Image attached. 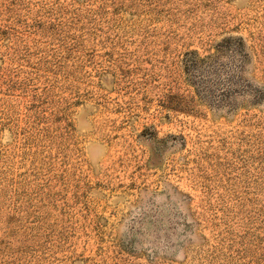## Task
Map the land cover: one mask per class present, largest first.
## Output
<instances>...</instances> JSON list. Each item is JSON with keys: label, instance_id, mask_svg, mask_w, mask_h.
<instances>
[{"label": "rangeland", "instance_id": "obj_1", "mask_svg": "<svg viewBox=\"0 0 264 264\" xmlns=\"http://www.w3.org/2000/svg\"><path fill=\"white\" fill-rule=\"evenodd\" d=\"M0 264H264V0H0Z\"/></svg>", "mask_w": 264, "mask_h": 264}, {"label": "trees", "instance_id": "obj_2", "mask_svg": "<svg viewBox=\"0 0 264 264\" xmlns=\"http://www.w3.org/2000/svg\"><path fill=\"white\" fill-rule=\"evenodd\" d=\"M194 62V61H193Z\"/></svg>", "mask_w": 264, "mask_h": 264}]
</instances>
